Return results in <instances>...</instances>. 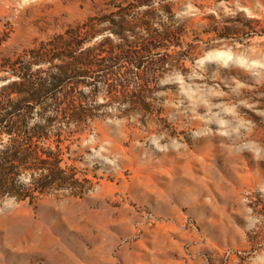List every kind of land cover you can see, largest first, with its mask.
I'll use <instances>...</instances> for the list:
<instances>
[{
  "label": "rangeland",
  "instance_id": "1",
  "mask_svg": "<svg viewBox=\"0 0 264 264\" xmlns=\"http://www.w3.org/2000/svg\"><path fill=\"white\" fill-rule=\"evenodd\" d=\"M117 7L161 33L169 9L180 47L144 60L180 61L152 68L147 109L97 89L66 155L82 195L0 199V264H264V0H0V88L28 51ZM110 27L87 46L118 43Z\"/></svg>",
  "mask_w": 264,
  "mask_h": 264
},
{
  "label": "trees",
  "instance_id": "2",
  "mask_svg": "<svg viewBox=\"0 0 264 264\" xmlns=\"http://www.w3.org/2000/svg\"><path fill=\"white\" fill-rule=\"evenodd\" d=\"M116 9V20L91 17L9 66L18 80L0 88V199L32 203L60 191L82 195L78 171L68 164L74 160L66 155L74 137L99 117L103 106L96 101L97 89L106 86L112 99L123 98L135 108L147 109L145 87L153 78L152 68L180 61L172 56L148 64L144 60L155 49L180 47L177 39L182 32L173 28L169 9L164 11L165 33L153 28L152 13L135 20L134 10ZM106 22L119 42L104 38L88 47L103 33L99 27ZM137 29L147 31L148 39L142 40ZM137 76V92L129 97L128 78Z\"/></svg>",
  "mask_w": 264,
  "mask_h": 264
},
{
  "label": "bare ground",
  "instance_id": "3",
  "mask_svg": "<svg viewBox=\"0 0 264 264\" xmlns=\"http://www.w3.org/2000/svg\"><path fill=\"white\" fill-rule=\"evenodd\" d=\"M20 245H21V244H20ZM18 249H19V248H18ZM9 252H10V251H9ZM16 254H17V253H16ZM14 257H15V256H14ZM14 257H13V258H14ZM11 258H12V257H11Z\"/></svg>",
  "mask_w": 264,
  "mask_h": 264
}]
</instances>
